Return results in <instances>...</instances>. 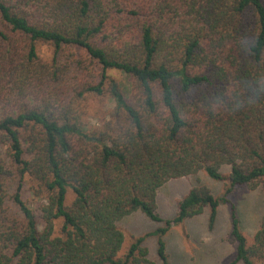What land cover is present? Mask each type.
Here are the masks:
<instances>
[{
	"label": "trees",
	"instance_id": "trees-1",
	"mask_svg": "<svg viewBox=\"0 0 264 264\" xmlns=\"http://www.w3.org/2000/svg\"><path fill=\"white\" fill-rule=\"evenodd\" d=\"M241 36L256 46L241 50ZM37 44L52 47L49 62ZM261 71L264 0H0V143L11 165L2 173L18 176L12 202L20 214L0 231V264H156L149 238L159 264H170L162 239L168 230L205 208L211 228L221 204L235 245L229 264H264V212L248 244L229 198L235 188L264 191V101L216 114L201 107L206 93ZM144 87L148 110H157L151 97L158 89L169 119L137 114ZM105 94L111 119L89 127L71 103ZM200 172L222 182L223 194L191 188L174 219L121 254L118 222L140 211L161 223L158 189ZM26 175L44 196L39 221L20 193Z\"/></svg>",
	"mask_w": 264,
	"mask_h": 264
},
{
	"label": "rangeland",
	"instance_id": "rangeland-1",
	"mask_svg": "<svg viewBox=\"0 0 264 264\" xmlns=\"http://www.w3.org/2000/svg\"><path fill=\"white\" fill-rule=\"evenodd\" d=\"M38 56L45 62L52 58L53 49L48 44H37ZM107 74L120 83L127 80L124 75L117 71H108ZM72 99L71 96L67 100ZM74 109L83 111V120L89 127L98 128L101 124L108 122L110 111L113 109V102L105 94L101 97L89 96L83 102L77 100L71 103ZM2 111L0 109V115ZM8 146L0 143V231L8 227L11 218H20L12 197L19 183L17 175L8 176L2 170H10L11 165L8 157ZM229 168L224 167L222 173L227 174ZM20 193L23 201L33 210L39 221L37 208L43 202L44 196L36 181L28 175L20 182ZM206 187L211 194L219 198L223 194L224 184L208 177L204 172L195 176L172 180L158 189L156 195V213L162 220L161 223L151 221L142 212L137 211L123 218L117 226L124 236L121 254L124 253L134 238L154 232L164 226L166 221L176 216L177 203L193 187ZM236 205L240 219V229L245 236L247 243L252 242L253 235L258 229L261 217L264 212V191L261 189L248 190L246 188H235L229 197ZM74 200L73 192L67 189L65 206L69 207ZM208 208L197 217L186 220L181 224L173 225L163 236L166 253L170 264H229L235 255V245L228 240L230 232V220L228 206L221 204L217 208L215 221L210 228ZM62 221L55 222L54 235L59 234ZM156 239L149 238L145 246L149 249L150 259L159 264L156 260Z\"/></svg>",
	"mask_w": 264,
	"mask_h": 264
},
{
	"label": "clouds",
	"instance_id": "clouds-1",
	"mask_svg": "<svg viewBox=\"0 0 264 264\" xmlns=\"http://www.w3.org/2000/svg\"><path fill=\"white\" fill-rule=\"evenodd\" d=\"M241 50L251 51L256 46V39L248 36H241L237 39ZM148 87L140 89L135 97L134 105L137 114L145 119L153 115L158 117L161 122L169 119L168 109L164 106L163 97L158 89L152 90V100L154 105H158L155 113H151L146 101L149 98L146 93ZM201 107L210 114L218 111L236 112L245 107H251L264 101V71L259 73H247L244 77L234 79L229 86L217 92L206 93ZM183 114V110H181ZM133 121L128 120L126 126H132ZM117 134H119L117 132Z\"/></svg>",
	"mask_w": 264,
	"mask_h": 264
}]
</instances>
